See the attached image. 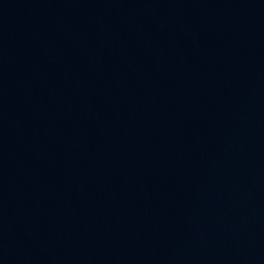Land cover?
Wrapping results in <instances>:
<instances>
[{
    "label": "water",
    "instance_id": "95a60500",
    "mask_svg": "<svg viewBox=\"0 0 264 264\" xmlns=\"http://www.w3.org/2000/svg\"><path fill=\"white\" fill-rule=\"evenodd\" d=\"M0 264H264V0H0Z\"/></svg>",
    "mask_w": 264,
    "mask_h": 264
}]
</instances>
